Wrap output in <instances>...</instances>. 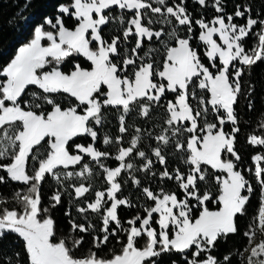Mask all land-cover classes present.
Segmentation results:
<instances>
[{"label": "snow or ice", "instance_id": "1", "mask_svg": "<svg viewBox=\"0 0 264 264\" xmlns=\"http://www.w3.org/2000/svg\"><path fill=\"white\" fill-rule=\"evenodd\" d=\"M154 2L158 6H153L152 0H71L68 4H61L58 11L63 15L55 20L45 18L35 27L33 38L20 47L11 62L0 70V171L7 174V178L0 175V184L10 179L27 186L26 190H18L12 197L18 207L9 208V201L0 195V240L7 234L22 238L29 264H158L163 254L173 253L180 254L185 264L231 262L229 255L221 261L211 252L218 240L239 232L237 218L247 214L246 206L254 191L238 167L241 156L236 148V133L240 128L235 106L245 94L242 89L244 68H251L264 60V18H253V9L241 4L235 6L232 14H227L225 0H212L211 6L221 15L210 23L204 19L194 21L185 7L186 0H180L174 6H168L167 0ZM196 2L201 6L208 5V0ZM114 8L131 11L133 17L127 21L122 37L105 39L102 26L114 19L110 15ZM145 10L159 14L164 20H145ZM64 16H71L77 24L70 29ZM173 18L179 25L187 26L189 33L193 31V23L199 26L198 39L207 45L206 56L212 61L210 66L203 62L196 46L191 43L192 36L181 38L174 28L166 34L163 28L153 30L150 27L153 23L172 24ZM235 18L246 23H234ZM119 23L125 25L123 16ZM257 26L259 30H254ZM165 35L175 40L176 46L169 47L163 42L164 60L157 65L152 56L153 49L141 50L145 41L160 40ZM250 35L254 42L247 47L245 41ZM130 36L137 37L131 54L127 48L120 49L121 43H127ZM214 36L219 37L222 45ZM73 55L85 57L91 62V69L76 64L74 70L62 71L60 65ZM50 65L54 66L45 71ZM130 66L132 71L128 74ZM30 86L40 90L32 93L34 103L22 99ZM167 92L176 96L174 102L168 100L166 105L167 127L155 139L164 146L174 143L175 149L185 154L181 158L189 168L186 173L177 168L173 174L165 167L160 179L177 181L184 199L163 189L156 193L144 187L143 194L155 206L144 209L146 217L137 215L127 220L130 227L125 228L118 208L132 207V201L118 197L125 182L118 178L125 172L131 174L133 170L156 175L152 171L153 160L139 147L141 128L135 129L136 135L129 146L117 149L115 160L119 165L115 168L101 163L102 158L109 156L107 151L99 150L92 143L87 146L78 143L75 145L78 154H73L70 142L77 137H90L95 142L107 107L122 109L119 132H128L125 123L128 113L136 108L140 115L149 118L152 105L158 106ZM201 93L210 95L206 98ZM55 94H66L76 103L62 107ZM44 104L50 105L51 110L38 111ZM248 107L251 108V102ZM228 123L232 125L231 130L225 131L224 126ZM260 127L264 128V122ZM184 133L189 134L185 141L177 139ZM121 140L122 137L114 141L105 135L103 144ZM248 143L264 147V135L252 134ZM137 155L144 162L140 169L127 159ZM152 155L161 165L167 164L163 148L156 147ZM85 156L99 165L110 187L107 192L96 191L94 202L77 206L76 211L84 215L90 210L101 216L103 236L93 237V246L97 250L106 246L118 230L126 234V241L117 240L122 247L111 258H104L91 250L82 257L75 256L74 250L83 244V237L73 236L71 244L67 238L55 240L56 221L48 215L49 208L41 204V185L46 176L62 185L65 180L78 178L86 181L94 175L89 164L82 163ZM30 158L34 162L31 172ZM252 159L254 175L261 187V199L257 213L243 233L249 241L244 251L248 253L246 264H264V154L254 155ZM75 165H80L81 170L63 171ZM209 169L226 175L210 176ZM210 180L219 185L216 200L220 208L217 211H210L207 206V202L213 200L211 192L202 191L200 187ZM132 181L137 187L141 184L134 176ZM90 188L91 185L85 186L84 183L74 186L76 199L85 197ZM62 195L57 190L51 197L53 208L62 202ZM194 208L201 209L198 217L193 216ZM154 214L159 215L158 220L154 219ZM65 215L71 217V212H65ZM69 223L72 233H88L95 229L90 222L86 226L75 218ZM154 223L159 225V230L153 227ZM113 224L115 227H111ZM257 236L260 237L258 243ZM141 237H146L142 247L138 245ZM189 252L191 258L186 255ZM15 255L19 257V253ZM172 264L177 262L173 260Z\"/></svg>", "mask_w": 264, "mask_h": 264}, {"label": "trees", "instance_id": "2", "mask_svg": "<svg viewBox=\"0 0 264 264\" xmlns=\"http://www.w3.org/2000/svg\"><path fill=\"white\" fill-rule=\"evenodd\" d=\"M71 0H0V70L7 66L8 63L15 57L18 49L24 44L28 43L34 34L36 26L42 24L45 18H53L62 16L58 9L61 4H68ZM153 6H158L152 0ZM180 0H167L168 6H174L179 3ZM226 2V13L232 14L235 11V6L241 4L244 7H251L253 9L251 15L253 18H264V0H225ZM212 0H208L207 6L199 5L196 0H186L185 7L188 12L193 17V20L204 19L205 22H211L216 16L221 15L217 13L215 9L211 6ZM243 10V8H242ZM147 16L145 20L151 18L153 21H163L164 17L159 14H153L147 11ZM110 15L114 18L109 24L102 28V33L105 39H110L113 36H121L127 21L133 17L131 11H121L119 9H112ZM247 15V14H246ZM123 16L125 19V25L119 23V18ZM65 24L67 27L72 29L77 21L71 16H64ZM227 22V21H226ZM234 23L243 25L246 23L245 20L241 18H235ZM150 27L153 30H160L163 28L164 32L167 34L174 28L177 34L181 38H186L187 36H192L193 39L191 43L196 46L198 53L202 56L203 62L210 66V61L207 59L206 52L207 46L204 45L202 41H199L198 35L201 31L198 25L193 23V31L189 33L187 31V26H181L174 21L172 24L165 23H153ZM254 30H259V26ZM137 37L130 36L127 43L122 42L120 45L121 51L125 48L129 50L131 54V49L134 47ZM166 42L169 47L176 46L175 40L170 39L167 35L162 36L160 40L145 41V47L141 52L147 51L148 49H153L152 56L157 65H161L165 56L164 43ZM253 38L250 37L245 41L247 47H251L253 43ZM80 64L82 68L91 69L90 62L81 55H73L69 57L63 64L60 65L62 71L70 72L74 70V66ZM54 65H50L48 68L44 69L48 71ZM132 71V67H129V73ZM215 72V71H214ZM245 75L242 77V89L245 93L238 99V104L235 106L238 115V126L240 131L236 133V148L238 154L241 156V160L238 162V167L252 184H254V165L253 156L257 154H264V147L253 146L248 143V138L252 134L258 136L264 135V128L260 127L261 122H264V60L258 61L251 68H244ZM2 79V78H0ZM157 82L158 78H157ZM106 90V89H105ZM35 86H30L26 92V96L23 99H27L30 102H35L32 96L33 92H39ZM197 92L201 90L196 89ZM250 92V95L248 93ZM206 98L209 97L208 93H201ZM176 96L175 93L167 92L165 97H162L161 103L157 105H152V111L150 112V117L145 118L139 113V109L134 108L127 117L126 125L128 127V132L120 133L119 127V117L122 115L120 108L107 107L104 110V123L99 126V138L93 142L90 137H77L70 142L73 154H76L75 145L78 143L85 144L92 143L101 151H107L109 156L107 158H102L101 163H103L108 168H115L119 165V161L115 160L117 155V149L119 147H127L130 145L131 139L136 135L135 129L137 127L141 128L142 132V143L139 145L141 150H144L150 159L153 160L152 171L156 173L155 176L150 173H145L143 171L133 170L131 174L125 172L121 174L118 179L125 181L122 183L121 192L118 193L119 198H127L132 201V207L120 206L118 208V215L121 219L125 228L130 227L126 221L129 219H134L137 215L142 218L146 217L144 209L146 207L155 206L154 202L148 199L142 192L144 187L150 188V190L159 193L161 189L165 192L176 193L179 199H184L183 190L178 187V182L175 180L160 179V173L166 167L170 173L175 172L178 168L181 172L187 171L189 165L183 162L181 158L184 153H181L175 149L174 143H169V145L164 146L160 144L155 137L161 134L162 129L167 127L165 121L168 117L166 111V105L168 100H173ZM55 99L61 104L62 107L72 106L76 103L74 98L68 97L66 94H55ZM101 100L104 99L103 96L100 97ZM193 105L196 101H191ZM249 102H251V108L248 107ZM50 105H43L38 111H50ZM210 120L213 117H209ZM186 122L185 124H187ZM232 125L225 124V131H230ZM151 133V136L148 133ZM107 135L114 139L117 137H122L119 143L114 142L113 144L104 145L103 138ZM189 134L184 133L182 136L177 137L181 141H185ZM203 135V133H201ZM156 147H161L166 155L167 164L161 165L152 155L153 150ZM128 162L133 163L136 169H140L143 166V160L137 155L134 157L127 158ZM88 163L89 167L93 170L94 175L86 180H79L78 178H73L65 180L63 184H57V182L50 176H46V180L41 185V204L42 207L49 208V213L56 221V236L55 240L67 238L71 244V238L75 236L76 238L83 237V244L79 248L74 250V255L77 257H82L86 255L89 250L97 251L99 256L104 258H111L114 253H119L122 247L121 243L117 240L126 241V234L122 231H117L116 236L110 237L109 242L106 246H102L99 250L95 249L93 246L94 236H103L101 229V216L92 213L90 210L88 213L81 215L76 211L77 206H86L88 203L94 202V193L96 191L107 192L109 185L106 182L105 173L99 167V165L85 156L82 163ZM253 169L249 172L248 169ZM81 169L80 165L73 168H69L64 171H79ZM29 171L31 172L29 167ZM0 175L7 178V174L0 171ZM209 175H222L221 173H216L209 169ZM135 177L141 181L139 187L135 186L132 177ZM84 183L85 186L91 185L89 193L85 194V197L76 199L74 186H79ZM202 191H209L213 196V200L207 202L209 210H218L220 208L216 197L219 195V185L215 183L214 180H210L207 184L200 185ZM27 186L7 180L6 183L0 184V195L6 198L9 203L7 206L18 207L13 201L12 197L14 193L18 190H26ZM59 190L63 193L61 197V203L56 207H52L54 201L51 197L54 193ZM261 187L255 185L254 191L251 194L250 202L246 206L247 214L245 216H238V226L239 232L235 235H228L226 238L218 240L216 247L212 250L211 254L217 257L219 260L223 261V257L229 255L231 257L230 264H246L245 258L246 253L244 249L248 247V238L244 236V232L247 230L252 218L258 211V206L260 203ZM110 203V202H109ZM195 203V201H191ZM201 209L194 208L193 216L198 217ZM65 212H71V217L65 215ZM87 216V220L85 219ZM75 218L78 223H84L86 226L90 222L95 226L94 230H90L88 233H72L70 230V219ZM154 219L158 220V215L154 214ZM139 226V221L137 222ZM115 227V224L111 225ZM159 230L158 224H153ZM146 237L138 238V245L143 246ZM19 253V257L15 254ZM186 255L191 258V252ZM205 255V254H202ZM155 259V258H154ZM175 260L177 264H185L183 258L178 253L173 254H163L158 259V264H172ZM0 264H29L26 249L24 248V242L22 238L18 237L16 234H7L3 240H0Z\"/></svg>", "mask_w": 264, "mask_h": 264}, {"label": "rangeland", "instance_id": "3", "mask_svg": "<svg viewBox=\"0 0 264 264\" xmlns=\"http://www.w3.org/2000/svg\"><path fill=\"white\" fill-rule=\"evenodd\" d=\"M227 23V22H226ZM104 26H102V28H103ZM214 39H216L217 40V42L218 43H220L221 45H222V41H220L219 40V37L218 36H214L213 37ZM93 46H95V44H93ZM205 46H207V45H205ZM85 58V57H84ZM90 62V61H89ZM212 63V61H210V64ZM90 64H91V62H90ZM88 70H90V69H88ZM213 71H215V69H213ZM210 95V94H209ZM45 105V104H44ZM121 113H122V110H121ZM123 114V113H122ZM129 114V113H128ZM209 117H211L212 118V115H210ZM186 123V122H185ZM228 124H230V123H228ZM231 125V124H230ZM76 154H78L77 153V151H76ZM81 155H83V154H81ZM87 157V156H86ZM89 159H91L90 157H89ZM92 160V159H91ZM253 165H254V169H255V163H254V161H253ZM75 166H77V165H75ZM75 166H70V168H73V167H75ZM262 166H264V161H262ZM29 167H30V170H32L33 169V167H34V162H32L31 161V158H30V163H29ZM81 170V169H80ZM79 170V171H80ZM64 171V170H63ZM222 175H226V174H224V173H221ZM253 177H254V184H252V182H251V184H252V186H253V189H254V187H255V185H257V186H260V184L258 183V181H257V179H256V177H255V175H254V171H253ZM79 180H82V179H79ZM83 181H85V180H83ZM109 187H110V185H109ZM260 199H261V195H260ZM218 202V201H217ZM219 210V209H218ZM211 211H217V210H211ZM158 215V214H157ZM158 218H159V215H158ZM259 239H260V237L259 236H257V239H256V242L258 243L259 242ZM247 256H248V253H246V258H247ZM246 258H245V261H246Z\"/></svg>", "mask_w": 264, "mask_h": 264}, {"label": "water", "instance_id": "4", "mask_svg": "<svg viewBox=\"0 0 264 264\" xmlns=\"http://www.w3.org/2000/svg\"><path fill=\"white\" fill-rule=\"evenodd\" d=\"M27 91V90H26ZM24 97H22V99H23Z\"/></svg>", "mask_w": 264, "mask_h": 264}]
</instances>
